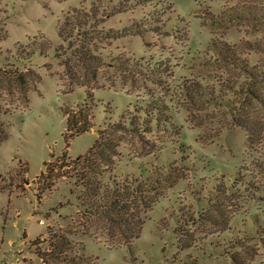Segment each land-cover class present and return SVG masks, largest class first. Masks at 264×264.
Returning a JSON list of instances; mask_svg holds the SVG:
<instances>
[{
    "label": "rangeland",
    "instance_id": "1",
    "mask_svg": "<svg viewBox=\"0 0 264 264\" xmlns=\"http://www.w3.org/2000/svg\"><path fill=\"white\" fill-rule=\"evenodd\" d=\"M93 2L111 5L0 0V67H30L38 75L26 96L19 86H7L1 96L0 264H65L45 258L50 229L66 234L73 247L66 253L84 256L82 264H235L238 252L250 260L255 250L251 264H264V103L246 101L256 80L222 65L210 47L214 39L227 42L251 67L264 69V51L248 45L264 48V20L228 15L264 0H129L128 11L88 30L103 62L79 64L72 49L58 57L68 46L59 35L62 21ZM155 11L165 12L157 14L160 21L152 19ZM140 25L147 30L142 35H97ZM20 50L29 58H20ZM193 80L213 88L217 102L188 110L183 86ZM154 100L171 109L174 128L154 123L135 133L127 123L113 129L135 104ZM238 105L254 127L234 124ZM83 109L93 128L68 144L65 113ZM104 131L117 150L99 178L104 185L131 177L160 181L148 193L157 199L141 233L129 241L117 240L118 227L85 216V187L76 171L48 189L38 179L46 161L86 154Z\"/></svg>",
    "mask_w": 264,
    "mask_h": 264
},
{
    "label": "trees",
    "instance_id": "2",
    "mask_svg": "<svg viewBox=\"0 0 264 264\" xmlns=\"http://www.w3.org/2000/svg\"><path fill=\"white\" fill-rule=\"evenodd\" d=\"M97 1L99 2L102 0ZM128 1L129 0H119L117 4H114L113 0H109L111 5L105 7L96 5V2H93L89 10L81 7L72 9V15H67L59 27V35L68 43V46L67 48L61 46L63 48L61 54L58 52L56 55H58V57L61 55H67V50L72 49V52L76 55L74 57H76V61L79 64L94 65L103 62L101 57L93 53V49L96 47L93 41L96 36L93 34L90 35L91 32L88 30L93 28V31L95 32L97 25L106 21L109 17L128 11L130 9V4L127 3ZM135 1L137 3L140 0ZM236 9L237 10L234 13H228V15H230L229 17L256 22L264 20V4L262 6H248L246 8L242 7V9ZM155 13V15L161 13L163 15L165 12L159 13L158 11H155ZM152 19L160 21V16H154ZM145 28L146 27L142 28L141 25L140 28L136 29L126 27L125 29L114 33L111 30L109 32L102 30L98 31L97 35H100V38H118L128 34L142 35L147 31ZM80 35L81 37H79ZM248 45H250L251 49L264 51L263 45H261L260 42H250ZM210 47L214 54L220 59L222 65L228 67L232 66L237 70L242 71L251 79L256 80L254 83L255 88L248 89L247 94H249V96L246 101L248 103L251 102L250 105L254 102L264 103V94L261 90L262 83L264 82V69L259 68L256 70L257 68L255 66L251 67L247 59L242 57V51L235 48V46H231L227 42L214 39L212 40ZM28 56H30V53L20 50V58L27 59L29 58ZM66 65H68V62ZM6 67H11V70L0 67V101L2 92L7 86H19L24 93V96H26L28 92L32 90L31 85L34 81L33 76H36L37 74L30 67L21 68L15 66V64H9ZM227 80L225 81L228 83L229 80ZM183 87L186 105L189 106L188 110L201 109L206 105L214 104L219 98V96L213 92V88H209L207 85H202L200 82L194 80L187 81ZM233 87L234 86H230L231 89H233ZM245 105L246 104H244V106ZM236 112L239 114L234 118L235 125L248 129L254 127V122L251 120L249 111L240 109L238 105L236 107ZM65 114L67 116V121L64 139L68 144L70 143L69 138H74L89 132L93 128L88 110H69L66 111ZM121 118L125 119V121L119 122L113 126L115 131L126 129L127 123L130 124L131 130L135 133L150 130L152 127L151 124L154 123L156 127H175L171 109L165 104L164 100H154L142 104H135L133 110H129L126 114H123ZM143 122H145V125H143ZM0 134L1 142L5 139V130L1 128ZM109 139L110 131H104L102 136H99V138L96 139L86 154L70 160L67 156L68 154L63 153L56 162L46 161L45 170L42 171L38 179L39 181L43 180L47 182L44 184L47 188L44 189H48L52 187L57 179L65 178L76 171L77 175H80L83 179L82 183L85 187V191L83 192L85 216L98 217L103 219L106 224L113 228L116 229L118 227L121 231L122 237L117 240L129 241L135 235L141 233L143 224L147 218V213L156 202L155 199H157V197L154 198V196H151L152 194L148 195V193H151V189L154 187L153 184L160 181L149 182L148 180L131 177L130 179L126 178L127 180L112 188L104 185L99 178L102 176V173L110 170L114 157L117 156L116 146H114ZM239 181L243 186L253 185L243 178L240 180L238 178L236 183H239ZM39 239V237L36 238L34 243L38 244ZM47 241L49 242V252L46 253V259L64 262L65 264H82L84 261V256L73 257L66 253L68 250L73 249L72 241L66 236V234L52 231V229H50ZM256 252L257 250L251 253L250 260H247L246 256L243 257L238 252L233 256V260L235 264H251L255 259ZM238 256H240V259Z\"/></svg>",
    "mask_w": 264,
    "mask_h": 264
}]
</instances>
